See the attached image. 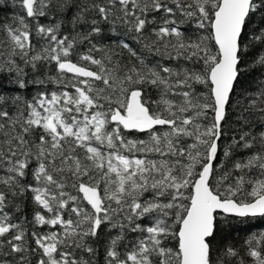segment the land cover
I'll use <instances>...</instances> for the list:
<instances>
[{
  "label": "snow or ice",
  "instance_id": "obj_1",
  "mask_svg": "<svg viewBox=\"0 0 264 264\" xmlns=\"http://www.w3.org/2000/svg\"><path fill=\"white\" fill-rule=\"evenodd\" d=\"M10 2L0 264H264V0Z\"/></svg>",
  "mask_w": 264,
  "mask_h": 264
},
{
  "label": "trees",
  "instance_id": "obj_2",
  "mask_svg": "<svg viewBox=\"0 0 264 264\" xmlns=\"http://www.w3.org/2000/svg\"><path fill=\"white\" fill-rule=\"evenodd\" d=\"M10 0L7 4L0 6V17L11 16L14 13ZM235 226V234L233 240L237 243L242 242L246 235L249 233L264 231V218H247L244 220L233 221Z\"/></svg>",
  "mask_w": 264,
  "mask_h": 264
}]
</instances>
